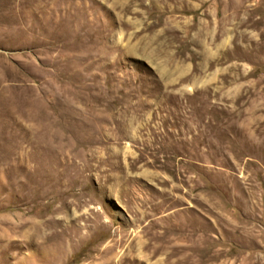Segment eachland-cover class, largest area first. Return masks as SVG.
<instances>
[{
  "label": "rangeland",
  "instance_id": "obj_1",
  "mask_svg": "<svg viewBox=\"0 0 264 264\" xmlns=\"http://www.w3.org/2000/svg\"><path fill=\"white\" fill-rule=\"evenodd\" d=\"M0 264H264V0H0Z\"/></svg>",
  "mask_w": 264,
  "mask_h": 264
}]
</instances>
